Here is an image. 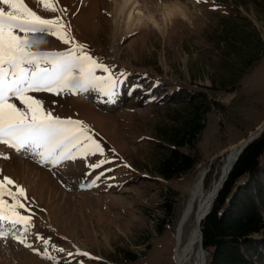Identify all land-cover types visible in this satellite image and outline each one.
<instances>
[{"label":"rangeland","instance_id":"rangeland-1","mask_svg":"<svg viewBox=\"0 0 264 264\" xmlns=\"http://www.w3.org/2000/svg\"><path fill=\"white\" fill-rule=\"evenodd\" d=\"M168 1L184 5L188 20L175 19L165 36L149 26L114 40L106 0H59L76 40L127 74L114 104L98 103L92 94H40L46 106L56 101V115L85 121L105 155H115V162L106 165L113 170L97 187L79 190L87 171L84 161L50 170L0 145V153L11 155L9 161L0 159L2 175L22 185L33 201L34 232L66 252L91 256L51 251L61 264L65 259L72 264H174L175 222L195 174L207 167L204 185L209 188L222 154L264 122V0ZM26 3L45 17L53 15L41 11L36 0ZM45 39L42 51L65 47ZM131 85L140 87L129 96ZM198 107L202 129L196 150L180 149L192 156L197 152L198 165L165 180L155 174L156 164L168 151L173 131ZM169 203L171 217L166 216ZM162 221L166 224L157 232ZM31 240L42 247L34 236ZM0 264L49 261L8 239L0 241Z\"/></svg>","mask_w":264,"mask_h":264},{"label":"snow or ice","instance_id":"snow-or-ice-1","mask_svg":"<svg viewBox=\"0 0 264 264\" xmlns=\"http://www.w3.org/2000/svg\"><path fill=\"white\" fill-rule=\"evenodd\" d=\"M36 3L41 11L53 15H41L26 0H0V145L17 156H30L50 170L84 161L87 171L79 190H91L113 170L106 165L115 162V155L111 159L105 155V148L85 121L56 115V101L46 106L40 94H92L98 103L114 104L127 83V74L105 64L76 40L65 19L67 10L59 6V0ZM45 37L59 41L64 49L42 51ZM139 87L129 86L127 94L133 95ZM93 157L97 159L90 162ZM0 159L9 161L11 155L0 153ZM2 172L0 169V241L11 239L49 264H61L51 251L65 257L91 258L86 251L66 252L34 232L33 201L22 185ZM33 236L42 247L34 246ZM63 264H72V260L65 259Z\"/></svg>","mask_w":264,"mask_h":264},{"label":"trees","instance_id":"trees-1","mask_svg":"<svg viewBox=\"0 0 264 264\" xmlns=\"http://www.w3.org/2000/svg\"><path fill=\"white\" fill-rule=\"evenodd\" d=\"M200 111L198 107V112L189 114L191 123L188 117L173 131L170 147L157 162L155 174L171 180L198 165L197 152L192 156L180 149L188 146L196 150L202 129ZM172 212L173 203H169L166 216L171 217ZM165 224L162 221L157 232ZM200 229L203 247L210 253L206 264H264V132L236 161Z\"/></svg>","mask_w":264,"mask_h":264},{"label":"bare ground","instance_id":"bare-ground-1","mask_svg":"<svg viewBox=\"0 0 264 264\" xmlns=\"http://www.w3.org/2000/svg\"><path fill=\"white\" fill-rule=\"evenodd\" d=\"M106 2L109 12L112 13L114 40L126 35H135L149 26L165 36L168 25H172L175 19L188 20L187 8L178 2L168 0L162 2L161 0H106ZM241 141L222 154L220 166L209 188H205L204 185L208 168L203 167L195 174L175 222L174 264L205 263L207 257L199 247L197 226L201 222V214L207 210L208 201L225 170L226 162L234 156L233 150Z\"/></svg>","mask_w":264,"mask_h":264},{"label":"water","instance_id":"water-1","mask_svg":"<svg viewBox=\"0 0 264 264\" xmlns=\"http://www.w3.org/2000/svg\"><path fill=\"white\" fill-rule=\"evenodd\" d=\"M264 132V123L260 125V127H258L257 129H255L252 133H250L249 135L246 136V138L244 140L241 141V143L236 147V149L233 150L234 156L228 160L226 162V167L224 172L222 173L215 189L213 190L211 197H210V201H208L207 204V210L204 211L201 214L200 217V221L202 222L206 216L211 212L213 204L215 199L217 198L219 192L221 191V189L223 188L224 183L226 182L229 173L231 172L233 166L235 165L236 161L238 160V158L240 157V155L243 153V151L245 150V148L254 140H256L261 133ZM208 171V169H207ZM201 222L199 223V225L197 226L198 228V234H199V247L201 251H204L206 257L210 256V253L208 251H206L203 247V237H202V232L200 229V225ZM207 263V259L205 260V263L202 264H206ZM195 264V263H194Z\"/></svg>","mask_w":264,"mask_h":264}]
</instances>
